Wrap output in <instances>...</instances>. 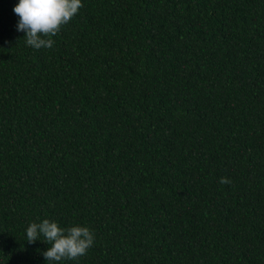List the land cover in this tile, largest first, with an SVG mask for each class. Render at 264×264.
I'll use <instances>...</instances> for the list:
<instances>
[{
    "label": "trees",
    "instance_id": "trees-1",
    "mask_svg": "<svg viewBox=\"0 0 264 264\" xmlns=\"http://www.w3.org/2000/svg\"><path fill=\"white\" fill-rule=\"evenodd\" d=\"M18 3L0 0V264H264V0H82L39 50ZM44 219L93 246L47 262L26 241Z\"/></svg>",
    "mask_w": 264,
    "mask_h": 264
},
{
    "label": "clouds",
    "instance_id": "clouds-1",
    "mask_svg": "<svg viewBox=\"0 0 264 264\" xmlns=\"http://www.w3.org/2000/svg\"><path fill=\"white\" fill-rule=\"evenodd\" d=\"M83 7L82 0H19L13 11L19 17L17 30L25 33L27 46L36 50L54 46L55 37ZM221 178L220 183H230ZM41 236L43 239H41ZM43 240L50 247L43 252L47 262L75 261L93 246L95 233L87 226L62 227L44 219L26 229V241Z\"/></svg>",
    "mask_w": 264,
    "mask_h": 264
}]
</instances>
